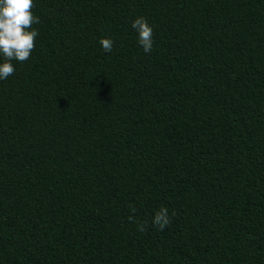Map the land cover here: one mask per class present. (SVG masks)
<instances>
[{
  "label": "trees",
  "instance_id": "obj_1",
  "mask_svg": "<svg viewBox=\"0 0 264 264\" xmlns=\"http://www.w3.org/2000/svg\"><path fill=\"white\" fill-rule=\"evenodd\" d=\"M34 4L0 80V264H264V0Z\"/></svg>",
  "mask_w": 264,
  "mask_h": 264
},
{
  "label": "clouds",
  "instance_id": "obj_2",
  "mask_svg": "<svg viewBox=\"0 0 264 264\" xmlns=\"http://www.w3.org/2000/svg\"><path fill=\"white\" fill-rule=\"evenodd\" d=\"M34 0H0V80L7 79L16 71L11 61L24 63L35 48V38L38 31L32 26L39 24V18L32 12ZM132 28L138 33V43L144 52L150 53L153 49V29L147 20L138 17L132 21ZM105 52L113 50V41L110 38H101L99 41ZM170 223L168 210L161 208L155 213L153 224L163 230ZM138 230L145 231L144 224L138 225Z\"/></svg>",
  "mask_w": 264,
  "mask_h": 264
}]
</instances>
